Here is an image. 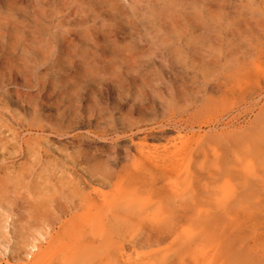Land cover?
Returning <instances> with one entry per match:
<instances>
[{
  "label": "rangeland",
  "instance_id": "rangeland-1",
  "mask_svg": "<svg viewBox=\"0 0 264 264\" xmlns=\"http://www.w3.org/2000/svg\"><path fill=\"white\" fill-rule=\"evenodd\" d=\"M0 112V264H264V0H0Z\"/></svg>",
  "mask_w": 264,
  "mask_h": 264
},
{
  "label": "bare ground",
  "instance_id": "bare-ground-1",
  "mask_svg": "<svg viewBox=\"0 0 264 264\" xmlns=\"http://www.w3.org/2000/svg\"><path fill=\"white\" fill-rule=\"evenodd\" d=\"M4 116L5 114L0 112V197L1 196L7 197L9 195L10 198H15L10 200L11 205H16L18 200H20V202L22 203V206H20V209L22 210L21 212L22 214L20 213L18 214L17 212L15 215H17L18 218L16 217L15 219H12L11 222L12 233H18L20 232V230L21 231L24 230L30 233L34 231H40L42 234L45 235L49 231L54 230V223L56 219L54 217H50L47 210H41L38 201H32L34 199L33 198L34 194L28 193L27 195L28 199L22 202V196L20 195L19 191L15 188L10 189L7 187L8 182L11 181L13 178L16 179L18 183L19 181L18 177L20 176L21 172L16 170L17 165L14 164V162L11 163L7 162L9 159L16 157V154L18 152L20 153V151L18 150V147H16L17 144H15L16 136H17L16 131L11 127H9L5 122H3L4 120L2 119V117ZM39 130L43 131V127L39 126ZM23 145H24L23 150L25 153L31 152V155H34V157L38 156V154H36L37 147L35 148V143H31L30 140H25L23 142ZM153 162L156 165L155 160H153ZM158 162L161 164L166 163V165H171L170 161H166V160H160ZM62 212H64V209L63 210L61 209L60 213ZM21 220L23 221L24 224H19ZM158 228H157L156 237L157 238L164 237L165 227L159 225ZM170 230L171 228L168 231ZM57 232L59 231L57 230L56 234ZM171 242H172L171 245H173L175 249L181 252L184 250L187 252L190 251L191 246L190 245L188 246L184 244L182 241H179L177 236H174ZM222 259L223 257L217 256L210 259V261H212L213 264H216L220 262V260ZM47 262L48 264H50V262L56 264H66V255L64 257H59L57 259H54V261L52 260V258H49ZM122 263L123 261H121V264ZM133 264H139V263L133 261ZM181 264H187V263L183 260Z\"/></svg>",
  "mask_w": 264,
  "mask_h": 264
}]
</instances>
